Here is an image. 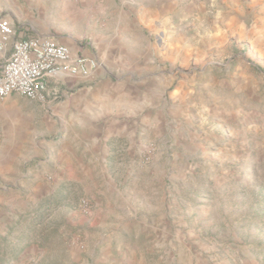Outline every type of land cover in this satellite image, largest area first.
Returning a JSON list of instances; mask_svg holds the SVG:
<instances>
[{"label":"rangeland","instance_id":"rangeland-1","mask_svg":"<svg viewBox=\"0 0 264 264\" xmlns=\"http://www.w3.org/2000/svg\"><path fill=\"white\" fill-rule=\"evenodd\" d=\"M184 3L174 24L186 23L194 51L171 74L170 105L145 149L111 159L119 190L102 189L110 174L97 172L96 182L75 178L38 197L26 190L24 204L0 202V264H264V0ZM0 16L26 34L36 23L65 34L69 24L49 0H0ZM50 99H4L0 147L21 142L29 157L75 135L77 124H51Z\"/></svg>","mask_w":264,"mask_h":264},{"label":"crops","instance_id":"crops-1","mask_svg":"<svg viewBox=\"0 0 264 264\" xmlns=\"http://www.w3.org/2000/svg\"><path fill=\"white\" fill-rule=\"evenodd\" d=\"M49 2L56 5L60 17L69 21L66 33L55 25L36 23L31 25L33 34L50 35L75 54L96 58L101 66L86 78L61 75L48 80V107L54 118L51 124H77L75 135L67 131L55 145L29 157L22 154L21 142L17 146L1 144L0 184L9 189L0 202L10 206L24 204L26 190L30 198L32 193L38 197L42 196L41 189L58 187L62 181L76 178L96 182L97 172L105 173L106 178L114 156H134L143 151L145 134L157 127L158 110L170 105L171 74L180 68L186 54L194 51L186 23L174 24L185 18L184 0ZM37 3L46 8L47 0ZM177 91L172 99L180 97V88ZM62 95L65 99L55 103ZM12 107L18 108L16 103ZM45 107L40 104L35 108L41 113ZM18 123L19 127L21 121ZM7 129L14 139L12 131L17 127L13 121L7 123ZM17 139L23 137L18 135ZM34 156H41L40 160L27 171ZM19 179L20 184H15ZM107 179L102 189L119 190L111 174Z\"/></svg>","mask_w":264,"mask_h":264},{"label":"built area","instance_id":"built-area-1","mask_svg":"<svg viewBox=\"0 0 264 264\" xmlns=\"http://www.w3.org/2000/svg\"><path fill=\"white\" fill-rule=\"evenodd\" d=\"M0 103L11 95L45 102L51 77H89L101 66L94 57L75 54L50 35L26 34L0 16ZM60 92L55 93V97Z\"/></svg>","mask_w":264,"mask_h":264}]
</instances>
